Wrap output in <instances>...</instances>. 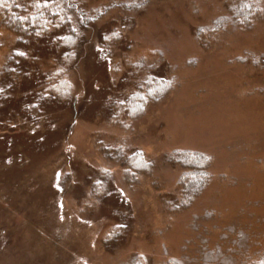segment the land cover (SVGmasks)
Returning a JSON list of instances; mask_svg holds the SVG:
<instances>
[{"label": "rangeland", "instance_id": "obj_1", "mask_svg": "<svg viewBox=\"0 0 264 264\" xmlns=\"http://www.w3.org/2000/svg\"><path fill=\"white\" fill-rule=\"evenodd\" d=\"M78 3L101 16L87 29L74 22L72 99L0 136V264H122L135 255L203 264L221 241L222 254L256 253L264 246V5L250 29L217 30L225 0ZM15 41L0 27V67ZM38 63L43 72L52 66ZM152 77L168 92L127 118L119 104ZM185 151L210 160L208 184L188 208L182 172L166 163ZM132 152L147 173L125 166ZM234 242L243 251L227 247Z\"/></svg>", "mask_w": 264, "mask_h": 264}, {"label": "trees", "instance_id": "obj_2", "mask_svg": "<svg viewBox=\"0 0 264 264\" xmlns=\"http://www.w3.org/2000/svg\"><path fill=\"white\" fill-rule=\"evenodd\" d=\"M225 5L226 14L213 22L214 29L228 26L250 29L262 17L261 6L264 0H225ZM98 15L101 16L100 9L90 12L78 0H0V27L16 38L11 53L0 67V136L14 133L9 129L19 124V119L38 122L33 117L38 108H43L45 114H49L58 102H69L72 99V60L80 41L76 24L79 28L87 29L96 22ZM111 34L112 37L105 34L104 40L109 42L114 38V33ZM28 45V49H32L30 56ZM39 61H46L52 66L44 68L43 72ZM146 83L148 90L146 87L137 95L130 94L119 104L118 107L125 110L127 118L135 120L140 117L144 105L159 101L170 86L163 79L156 81L154 77L147 79ZM14 93H19L15 100L12 99ZM166 163L180 168L182 172L179 175L180 207L188 208L208 184L210 160L196 152L185 151L167 155ZM125 166L136 174H145L150 168L138 152L128 156ZM111 237H114L113 233ZM220 243L218 249L205 255L203 264H264V246L250 257L240 258L236 253L222 254L221 247L225 243ZM228 246L238 247L235 242ZM240 246L238 248L243 251ZM216 251H219V256L216 261H211ZM122 264L151 263L135 255ZM160 264L186 263L169 259Z\"/></svg>", "mask_w": 264, "mask_h": 264}]
</instances>
